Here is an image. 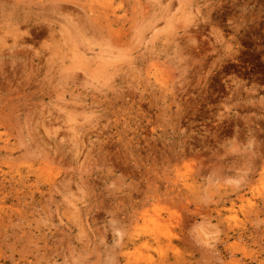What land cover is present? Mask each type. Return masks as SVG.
<instances>
[{
    "label": "rangeland",
    "instance_id": "374dc122",
    "mask_svg": "<svg viewBox=\"0 0 264 264\" xmlns=\"http://www.w3.org/2000/svg\"><path fill=\"white\" fill-rule=\"evenodd\" d=\"M106 263L264 264V0H0V264Z\"/></svg>",
    "mask_w": 264,
    "mask_h": 264
},
{
    "label": "bare ground",
    "instance_id": "6f19581e",
    "mask_svg": "<svg viewBox=\"0 0 264 264\" xmlns=\"http://www.w3.org/2000/svg\"><path fill=\"white\" fill-rule=\"evenodd\" d=\"M53 1H54V0H53ZM180 4H181V3H180ZM75 5H76V4H75ZM168 5H169V4H168ZM61 6H62V5H61ZM167 7H168V6H167ZM61 9H62V8H61ZM64 10H65V9H64ZM65 11H66V10H65ZM65 11H64V12H65ZM100 12H101V11H100ZM102 15H103V14H102ZM102 15H101V16H102ZM66 16H67V15H66ZM69 16H70V15H69ZM69 16H68V17H69ZM106 16H107V14H106ZM126 17H127V16H126ZM65 18H66V17H65ZM80 20H81V19H80ZM80 20H79V21H80ZM88 20H89V19H88ZM69 23H70V22H69ZM96 26H97V25H96ZM131 26H132V25H131ZM133 26H134V25H133ZM90 27H91V26H90ZM94 27H95V26H94ZM74 28H75V27H74ZM91 28H92V27H91ZM97 28H98V27H97ZM75 29H77V27H76ZM86 29L88 30L87 27H86ZM94 30H95V29H94ZM96 30H97V29H96ZM104 30H105V29H104ZM77 31H78V30H77ZM92 31H93V30H92ZM99 32H100V31H99ZM88 33H89V31H88ZM130 33H131V32H130ZM100 34H101V33H100ZM74 36H75V35H74ZM74 36H73V37H74ZM109 36H110V35H109ZM102 37H103V36H102ZM105 37H106V36H105ZM98 38H99V37H98ZM115 43H116V42H115ZM127 44H128V43H127ZM119 46H120V45H119ZM120 47H121V46H120ZM82 51H83V50H82ZM98 51H99V50H98ZM95 52H96V51H95ZM93 53H94V52H93ZM105 53H106V52H105ZM108 53H109V51H108ZM85 54H86V53H85ZM91 54H92V53H91ZM118 55H119V54H118ZM116 56H117V55H116ZM120 56H121V55H120ZM94 57H95V56H94ZM105 57L107 58V56H105ZM84 58H85V57H84ZM84 58H83V59H84ZM85 59H87V58H85ZM86 61H87V60H86ZM84 62H85V61H84ZM87 62H89V61H87ZM82 63H83V62H82ZM106 63H107V62H106ZM79 64H80V63H79ZM118 64H119V63H118ZM66 163H67V162H66ZM68 179H69V178H68ZM45 195H46V194H45ZM260 206H261V205H260ZM138 209H139V208H138ZM143 216H144V214H143ZM116 239H117V238H116ZM115 244H116V243H115ZM112 245H113V244H112ZM98 254H99V253H98ZM116 255H117V253H116ZM113 257H114V256H113ZM116 259H117V258H116ZM106 260H107V257H106ZM110 262H111V261H110ZM107 263H108V262H107ZM107 263H106V264H107ZM111 263H113V262H111ZM111 263H110V264H111Z\"/></svg>",
    "mask_w": 264,
    "mask_h": 264
}]
</instances>
